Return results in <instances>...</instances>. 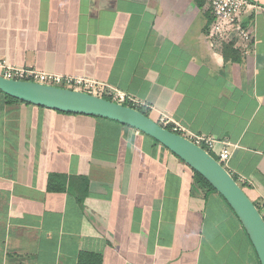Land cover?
I'll return each instance as SVG.
<instances>
[{
  "label": "crops",
  "instance_id": "obj_1",
  "mask_svg": "<svg viewBox=\"0 0 264 264\" xmlns=\"http://www.w3.org/2000/svg\"><path fill=\"white\" fill-rule=\"evenodd\" d=\"M253 1L244 22L256 40L243 52L208 42L201 0H0V61L98 81L146 104L155 122L167 115L229 146L228 170L264 210V0ZM53 176L64 191L48 189ZM90 255L260 264L222 196L196 188L193 170L149 136L0 93V264Z\"/></svg>",
  "mask_w": 264,
  "mask_h": 264
},
{
  "label": "water",
  "instance_id": "obj_2",
  "mask_svg": "<svg viewBox=\"0 0 264 264\" xmlns=\"http://www.w3.org/2000/svg\"><path fill=\"white\" fill-rule=\"evenodd\" d=\"M0 91L31 105L57 112L108 119L149 136L203 176L222 196L241 221L259 263L264 264L262 214L230 172L203 148L163 128L139 110L99 96L36 82L5 79L2 76Z\"/></svg>",
  "mask_w": 264,
  "mask_h": 264
},
{
  "label": "built area",
  "instance_id": "obj_3",
  "mask_svg": "<svg viewBox=\"0 0 264 264\" xmlns=\"http://www.w3.org/2000/svg\"><path fill=\"white\" fill-rule=\"evenodd\" d=\"M201 1L209 8L213 17V23L207 34V40L213 47H215L217 44L235 42L236 47L245 52L250 46H254L256 40L255 30L253 27L246 26L244 20L246 15H248L250 12L259 9V6L255 1ZM0 76L5 79L36 82L44 85L80 91L99 96L118 104L135 108L137 110L146 107V104L131 96H128L126 93L118 89L108 87L98 81L81 77L39 72L37 70L27 69L25 67L12 66L9 65L5 60L0 61ZM157 123L163 128H166L171 132L190 140L208 153L213 154L216 157V160L228 170V163L232 156L229 146L225 145L221 150H217V140L206 135L194 134L184 128L172 117L167 115H162ZM230 174L232 175L231 172ZM238 182L243 184L245 183V179L238 178Z\"/></svg>",
  "mask_w": 264,
  "mask_h": 264
},
{
  "label": "trees",
  "instance_id": "obj_4",
  "mask_svg": "<svg viewBox=\"0 0 264 264\" xmlns=\"http://www.w3.org/2000/svg\"><path fill=\"white\" fill-rule=\"evenodd\" d=\"M0 93L3 94L1 91H0ZM3 95L6 98V102L8 104H13V103H24V104H28V103H25L23 101H20V100H17L15 98H12L10 96H7L5 94H3ZM138 110L140 112H142L144 115L150 117L148 110H144V109H138ZM65 114H70V113H65ZM211 155L216 159V157L213 154H211ZM193 173H194L196 188L198 187L200 190L206 192V194L207 193H210V192L217 193L216 190L206 181V179L203 176H201L198 172H196L194 170H193ZM234 179L238 182V178L237 177L234 176ZM239 185L245 191L244 184L239 183ZM48 189L50 191L60 192V191H64V186L59 183V181L56 178V176H53L50 179V181H49ZM85 193H86L85 192V189L80 193V196L78 197L80 202H83V200L85 199V196H86ZM254 204L257 206L258 210L260 211V213L262 214L263 219H264V210H263V208L259 204L255 203V202H254ZM93 259H95V262L92 261ZM96 259L98 260L97 264H100L101 263V259L100 258H96V256H93V255H90V258H89L90 262H88V263L89 264H94V263L96 264ZM86 262L87 261L85 260V258H83L82 259V264H85Z\"/></svg>",
  "mask_w": 264,
  "mask_h": 264
}]
</instances>
